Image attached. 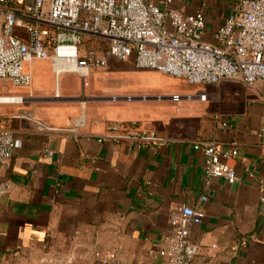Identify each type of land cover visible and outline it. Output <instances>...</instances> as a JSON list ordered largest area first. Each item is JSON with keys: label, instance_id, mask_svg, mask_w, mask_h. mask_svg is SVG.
Segmentation results:
<instances>
[{"label": "crops", "instance_id": "obj_1", "mask_svg": "<svg viewBox=\"0 0 264 264\" xmlns=\"http://www.w3.org/2000/svg\"><path fill=\"white\" fill-rule=\"evenodd\" d=\"M238 1L175 0L174 6L202 14L212 40ZM38 62L53 73L50 62ZM31 64L27 90L57 98L55 86L39 85ZM188 86L185 95L173 94L179 102L173 95L117 92L125 98L119 107L89 104L74 126L58 106L29 105L5 120L0 128L13 133L15 149L0 165V184L9 185L0 197V264H164L172 219L184 207L204 213L191 229L199 247L193 264H264V90L240 81ZM163 100L172 106L159 116L149 103ZM222 119L231 127L223 128ZM115 125L121 132L157 131L167 142L139 148L106 139ZM198 141L232 152L233 183L207 182Z\"/></svg>", "mask_w": 264, "mask_h": 264}, {"label": "built area", "instance_id": "obj_2", "mask_svg": "<svg viewBox=\"0 0 264 264\" xmlns=\"http://www.w3.org/2000/svg\"><path fill=\"white\" fill-rule=\"evenodd\" d=\"M174 2L0 0V82L30 89L33 77L26 65L34 61L50 62L57 82L69 73L87 78L92 71L107 67L106 54L122 62L133 60L138 69L155 70L189 85L240 81L264 90V0H239L212 40L205 17L187 14L175 8ZM88 39L101 41L103 48L88 45ZM181 99L172 96L175 102ZM199 99L206 101L207 95L200 94ZM221 125L231 127L226 119ZM121 130V125L113 126L106 139L127 141L139 148L167 142L157 131ZM194 147L204 155L208 183L214 178L235 181V169L228 163L231 151L221 149L215 141H198ZM14 149L13 133L0 128V165L8 163ZM8 191L9 185L0 184V197ZM260 201L264 204V185ZM203 218V211L189 207L175 213L174 234L162 250L164 264H193L199 247L190 238L191 229Z\"/></svg>", "mask_w": 264, "mask_h": 264}, {"label": "rangeland", "instance_id": "obj_3", "mask_svg": "<svg viewBox=\"0 0 264 264\" xmlns=\"http://www.w3.org/2000/svg\"><path fill=\"white\" fill-rule=\"evenodd\" d=\"M88 40H91L92 46L103 48L101 41ZM105 58L108 64L106 68L92 71L87 78L78 74H63L56 85L57 80L47 62L35 61L29 65L28 68L33 75L40 77L39 85L45 88L52 86L57 88L55 99L37 98L40 94L35 90L18 89L7 82H0V97L17 99L14 102L0 103V118H5L0 119V127L12 114L29 105L61 107L65 116L70 118L69 125L74 126L83 121L84 110L89 104L119 107L122 100H125L123 97H118L120 94L121 96L129 94L171 96L174 93L185 95L190 87L182 79L164 76L155 70L138 69L131 62L118 61L106 54ZM149 104L158 109L159 116L166 112L169 113L172 106L167 100L151 101Z\"/></svg>", "mask_w": 264, "mask_h": 264}, {"label": "bare ground", "instance_id": "obj_4", "mask_svg": "<svg viewBox=\"0 0 264 264\" xmlns=\"http://www.w3.org/2000/svg\"><path fill=\"white\" fill-rule=\"evenodd\" d=\"M17 99H13V98H1L0 97V103H8V102H14Z\"/></svg>", "mask_w": 264, "mask_h": 264}, {"label": "trees", "instance_id": "obj_5", "mask_svg": "<svg viewBox=\"0 0 264 264\" xmlns=\"http://www.w3.org/2000/svg\"><path fill=\"white\" fill-rule=\"evenodd\" d=\"M87 44H88V45H92V44H91V40H87Z\"/></svg>", "mask_w": 264, "mask_h": 264}]
</instances>
